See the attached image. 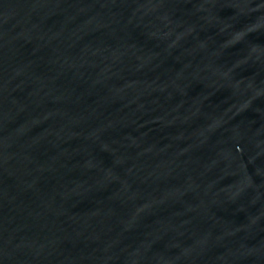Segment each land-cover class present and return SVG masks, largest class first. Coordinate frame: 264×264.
<instances>
[{"label":"water","instance_id":"obj_1","mask_svg":"<svg viewBox=\"0 0 264 264\" xmlns=\"http://www.w3.org/2000/svg\"><path fill=\"white\" fill-rule=\"evenodd\" d=\"M0 264H264V0H0Z\"/></svg>","mask_w":264,"mask_h":264}]
</instances>
